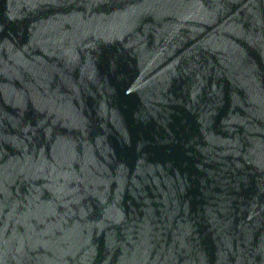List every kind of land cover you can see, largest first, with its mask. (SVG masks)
Masks as SVG:
<instances>
[{"label":"water","instance_id":"water-1","mask_svg":"<svg viewBox=\"0 0 264 264\" xmlns=\"http://www.w3.org/2000/svg\"><path fill=\"white\" fill-rule=\"evenodd\" d=\"M0 264H264V0H0Z\"/></svg>","mask_w":264,"mask_h":264}]
</instances>
